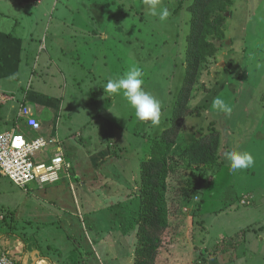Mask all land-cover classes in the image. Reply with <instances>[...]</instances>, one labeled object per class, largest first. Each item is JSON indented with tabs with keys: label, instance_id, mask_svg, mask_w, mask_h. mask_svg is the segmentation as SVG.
I'll return each mask as SVG.
<instances>
[{
	"label": "rangeland",
	"instance_id": "1",
	"mask_svg": "<svg viewBox=\"0 0 264 264\" xmlns=\"http://www.w3.org/2000/svg\"><path fill=\"white\" fill-rule=\"evenodd\" d=\"M191 3L161 0L170 15L160 22L147 15L143 0H0V11L18 21L12 37L22 40L15 54L14 40L3 37L0 27V86L16 98L27 89H39L51 97L50 106L29 103L43 112V135L51 133L57 141L42 151L47 156L59 144L70 163L68 171L60 172L59 181L68 187L70 173L73 191L64 188L59 194L68 199L58 203L67 211H57L58 222L46 220V234H34L48 238L52 249L47 253L52 257L80 260L82 248L93 249L95 264H133L139 164L151 140L169 125L184 75ZM225 16L224 37H210L217 52L200 69L188 105V110L196 112L202 108L200 116L190 112L184 117L171 150L177 156L200 131L207 133L214 120L220 132L217 185L206 184L216 182L217 171H208L194 190L188 185L193 195L186 201L179 184L186 186L197 170H186V162L175 167L167 196L170 215L175 212L181 219L175 229L164 232L160 248L164 257H157L156 264H264V0H232ZM133 66L142 70L143 87L160 102L157 127L138 121L121 95L109 96L98 85ZM217 97L229 112L212 108ZM18 103L13 102L11 115L16 114ZM5 112L6 108H0V133L11 129ZM18 124L22 127L23 122ZM231 150L250 152L254 165L229 171L224 153ZM1 175L0 210L13 215L11 203H19L16 230L27 237L40 225L24 213L36 205L22 193L32 196L33 191ZM25 215L29 222H24ZM6 221L10 224L9 217ZM240 231L243 238L237 240L240 247L233 257L229 248L226 253L221 249L212 253L214 242L232 236L236 240ZM109 235L113 241L98 247L102 243L98 238Z\"/></svg>",
	"mask_w": 264,
	"mask_h": 264
},
{
	"label": "trees",
	"instance_id": "2",
	"mask_svg": "<svg viewBox=\"0 0 264 264\" xmlns=\"http://www.w3.org/2000/svg\"><path fill=\"white\" fill-rule=\"evenodd\" d=\"M231 2L232 0H192L189 7L191 29L187 35V46L184 52V75L181 87L174 96L169 125L151 140L146 157L139 164V181L136 191L139 198V210L136 216V252L133 264H156L157 257H164L160 249L164 232L172 227L175 229L177 220L181 219V216L175 212L173 213L175 215H170L167 196L168 180L176 171L175 167L179 166V163L186 162V170H197L196 176L191 174L187 178L189 180L186 186L179 184L178 190L183 192L186 201L190 200L192 191L198 187L205 173L211 170L219 171L221 162L218 160L216 146L220 132L213 125L214 120L211 125H208L207 133L200 131V136L195 137L194 141H189L177 156L171 150L175 147L184 117L190 112L200 116L202 108L196 112L195 109L188 110V105L193 98L194 84L197 82L200 69L217 52V47L210 37L215 36L218 39L224 37L225 13ZM198 177L199 179L196 180ZM205 182L210 186L217 185V180L211 183ZM201 184H204V181H201ZM188 185L192 187V191H189ZM238 245L233 236L222 237L213 243L211 251L216 253L221 249L226 253L229 248L234 252ZM173 263L169 262V264Z\"/></svg>",
	"mask_w": 264,
	"mask_h": 264
},
{
	"label": "crops",
	"instance_id": "3",
	"mask_svg": "<svg viewBox=\"0 0 264 264\" xmlns=\"http://www.w3.org/2000/svg\"><path fill=\"white\" fill-rule=\"evenodd\" d=\"M3 14L4 12L0 11V27H1V30H3L2 32L4 33L3 37L14 40L15 42L14 50L16 54L21 46L22 40L20 37H15V38L12 37L11 31L14 30L13 27L17 25L18 21L16 20L15 17L7 18V16L4 14L5 15L4 17ZM10 91H11L10 89L0 86V108L1 110L6 108V112L4 113V116H5L4 120L11 124V129L15 125H17L18 122H20L21 119L18 118V114L23 108H26L30 114L36 116L37 119L42 123V126H44V122L41 120V116L43 112H41L38 109L33 110L32 106L30 107L29 103L34 102V103H37L43 106L44 105L50 106L51 97H48L47 93H43V91L39 89L37 90L27 89V91L23 92L21 96H17V98L15 97L13 93H6ZM45 100L47 101L45 102ZM15 101L19 102L18 104H16V105H19V107L16 111V114L11 115L12 104ZM11 129L6 128L1 133L11 130ZM47 135L52 136L51 133H48ZM53 152L54 151L52 150V153ZM64 158L66 161H68L66 156ZM218 177H219V174L217 171L215 173V179L217 180ZM67 179L69 181L68 187H71V190H72L73 186H72L71 176L67 177ZM33 185L34 186H30L29 188L24 189L27 192L32 190L33 191L32 196L30 195L26 196L23 193L22 195L28 198L30 197L29 198L31 199L30 202L32 204H35L36 207L34 208V210L31 207L27 212L25 211L24 213L34 217V219H31V221H34L37 224L39 223L40 225L36 230H33L32 232H30L31 233L30 235H28L27 237H24L22 233L16 230L17 227L15 225L19 221V217H18L19 213L17 212L20 206L19 203H11L12 209H13V213H12L13 215H9V211L2 212L3 210H0V222L3 224L0 227V253L6 254L7 256L11 257L15 261L16 264H95L94 256L92 255L93 249H91V251H85L81 248L80 260L73 261L71 259L69 262H64L60 257H52L51 255L47 253L48 249H52L50 248V244H48L47 242L48 238L46 239L45 238L46 236L43 235L44 238L40 239L42 235L35 236L34 234L40 233V232L42 234H46L48 232V229H47L48 224L46 220L49 218L50 223H55L56 221L58 222L60 220L59 219L60 216H58L57 211L58 210L60 211L59 214L61 212L67 211L65 205L59 206L58 203L59 201H64V200L66 201L68 199L67 196H63L59 194L64 188L65 189L68 188L66 187L68 184L66 185V183L62 181L60 183L56 182L53 184L46 185L43 188L37 187L35 184ZM73 199H76V197H74ZM73 202L76 205V212L78 215L79 213L78 203L76 200L75 201L73 200ZM34 211H36V213ZM34 213L36 215H32ZM7 217H9L10 219V224L8 221H6ZM28 218L30 217L25 215V220H24L25 223L29 222ZM256 220L258 221L259 219H256ZM96 233L98 234V231H96ZM240 233L241 232L238 233L239 236L237 235L238 238L236 239V241L243 238V235L240 236ZM53 238L55 239L54 236ZM98 239H101L102 241V243L97 244L98 247H101V244H104V243L110 244V241H113L111 235L107 237L105 236L103 238H98ZM77 245L78 247H80L79 244ZM54 247L57 250H59V248H57L56 246H53V248ZM237 247L239 248L240 244ZM110 250L111 249H108V251L111 254ZM235 252L237 251L235 250L231 254L232 257L233 255H235ZM89 257L93 259H90ZM109 258H113V256L110 255Z\"/></svg>",
	"mask_w": 264,
	"mask_h": 264
},
{
	"label": "built area",
	"instance_id": "4",
	"mask_svg": "<svg viewBox=\"0 0 264 264\" xmlns=\"http://www.w3.org/2000/svg\"><path fill=\"white\" fill-rule=\"evenodd\" d=\"M22 127L15 125L11 130L0 134V174L16 186L27 189L35 184L43 188L61 181L60 172L68 171L70 163L65 160L61 148L45 156L43 149L51 143H57L53 136L43 135L42 125L36 116L26 108L19 112ZM54 147L52 148V150ZM42 152L41 158L37 154ZM67 173L66 177H69ZM0 264H16L6 254L0 253Z\"/></svg>",
	"mask_w": 264,
	"mask_h": 264
},
{
	"label": "clouds",
	"instance_id": "5",
	"mask_svg": "<svg viewBox=\"0 0 264 264\" xmlns=\"http://www.w3.org/2000/svg\"><path fill=\"white\" fill-rule=\"evenodd\" d=\"M149 17L160 22L168 19L170 11L161 6V0H143ZM109 96L121 95L134 110L135 117L141 122H150L153 127L160 123L161 108L159 100L143 87V73L139 67L133 66L117 78H109L106 83L99 84ZM214 110L227 113L230 111L225 102L217 97L213 100ZM229 162V171H242L255 163L253 155L246 150H231L224 153Z\"/></svg>",
	"mask_w": 264,
	"mask_h": 264
}]
</instances>
